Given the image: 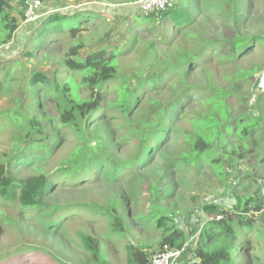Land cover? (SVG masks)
<instances>
[{"label": "trees", "instance_id": "16d2710c", "mask_svg": "<svg viewBox=\"0 0 264 264\" xmlns=\"http://www.w3.org/2000/svg\"><path fill=\"white\" fill-rule=\"evenodd\" d=\"M39 1L47 4L58 0ZM186 1L188 5H184L183 0H171L170 5L159 12H138L142 14L140 19L150 26L148 29L142 26L140 30L151 33L155 27L162 29V43L171 45L177 34L183 35L193 26L196 28L198 20L210 11L209 4L205 5L210 0ZM242 3L245 9L248 6L246 0H224L220 4L223 12L231 18L226 25L232 32L231 37L197 39L200 44L194 51L178 50L168 57L163 66L160 63L157 65V72L149 68L145 73L137 74L139 81L132 87L125 79L124 82L121 80L118 60V57L131 50L133 41L130 39L139 29L135 27L136 24L129 29L128 20L131 17L125 21H128L125 26L127 41L114 48L105 43L113 41L111 14L88 12L93 16L100 15L105 24L99 26L84 21L82 27L70 30L68 37L47 30V26L64 20L68 13L50 12L39 21L20 49L22 58L32 63L36 54L42 52L41 56L45 59L47 51L54 50L55 37H67L71 44L57 56L56 61L53 58L50 75L34 69L30 76L20 82L22 91L20 89L19 100L25 109L20 110V104L16 101L13 104L15 111L11 108L0 111V132L11 130L4 150L0 151V207H18L19 213L14 218H3L2 223L19 225V221L22 223L24 220V213L33 209L40 211L45 221V217L58 215L65 208L48 200L56 194L57 186L74 189L83 182L85 185L120 184L118 180L124 176L130 180L141 177L144 170L156 166L155 157H163L167 161L166 167L156 166L158 170L154 171L160 180H164L171 169L177 173L192 168L206 170L204 175L207 179L210 169L217 179V187L234 200L231 209L212 201L201 204L205 219L192 250L193 260L187 264H237L241 257V264H264V230L254 226V215L264 210V197H261L264 184V93L254 98L251 91L241 93L245 84L252 86L255 76L262 70L236 66L239 59L254 48L255 43L264 48V34L252 36L240 29L244 10L241 8ZM27 7L24 1L0 0V48L12 43ZM168 32L171 37L169 41ZM48 33H51L49 46L45 45ZM195 36V32L185 35L191 40ZM99 43L103 44L93 48ZM149 45L151 49L155 43ZM86 49L89 52L80 57V53ZM208 51L213 53L209 55ZM205 56H208L206 61L203 60ZM212 59L235 64L234 71L222 75L228 85H218L208 72L205 79L207 86L204 83L206 88L186 85L189 76L206 72ZM10 64L13 67L7 65L5 71L0 72L3 79L0 89L8 82L15 65H18ZM165 75L171 78L165 86L176 91L174 98L161 100L158 95L162 92L161 79ZM111 86L116 87L117 98L114 102H107L106 96L112 90ZM144 87L158 95L149 101L147 111H138L139 90ZM187 100L191 106L196 104L199 107L191 112L184 111L181 104ZM106 105L119 111L123 117L126 126L123 135H116L119 129L117 120H108L104 115L94 118L103 113ZM136 113L138 118L132 120ZM183 122L188 124V130H182ZM71 136L78 138V144L52 175L42 170L37 176L27 178H17L13 174L16 167L33 168L51 159L57 154L58 148L61 150L65 142L68 144L67 140ZM180 139L184 150L168 160L165 157L168 148ZM122 145L134 147L130 157L125 160L111 153L117 152L115 147ZM145 156H149L146 161ZM248 170L250 172H246ZM56 177H63V180L53 182ZM64 177L72 180H65ZM77 177H80V181ZM119 189V198H110L103 205L89 203L72 206L83 207L107 223L104 235H92L84 231L75 234L83 254L78 264H112L109 255L119 240L127 243L124 247L126 264H150L151 256L165 247H184L186 237L183 231L176 228L170 208L158 204L165 197L173 196L174 186L167 190L150 186L146 190L152 203L148 215L138 217L127 214L125 217L131 220L127 223L122 209L129 211L132 198L123 186ZM67 208L71 209L70 206ZM63 224L64 221L47 222L44 225H47L48 232L55 234L61 233L59 228ZM237 226L243 230L240 241ZM134 228L139 232L134 233ZM146 229L160 232L158 245L129 241L131 232L144 233L142 231ZM252 234L261 241L253 243L250 239ZM157 246L158 250L150 251ZM37 251V248L22 246L13 252L0 254V264H38L34 257ZM256 251H259V256L255 254Z\"/></svg>", "mask_w": 264, "mask_h": 264}, {"label": "rangeland", "instance_id": "374dc122", "mask_svg": "<svg viewBox=\"0 0 264 264\" xmlns=\"http://www.w3.org/2000/svg\"><path fill=\"white\" fill-rule=\"evenodd\" d=\"M133 1L135 0H58L55 3L41 4L37 14L38 18L35 21L29 23L22 22L12 43L6 47L0 48V72H4L7 68V65H11L13 67V65L10 63H18V65H15L16 68L14 67L15 70L11 73L12 75L8 76V82L1 86L0 111L9 110L10 108L12 111H15L16 108H13V104L16 101L18 104H20V110L25 109V107L21 105L22 102L19 100L22 80H25V78L30 76L34 69L45 71L49 75L52 73L54 64L53 58H55L56 61L58 58L57 56H60V54L64 53L71 44V41L69 38H67L70 30L82 27V25H84V21H87L88 24H92L94 22L99 26H103V24H105V20H102L100 15L93 16L88 12H94V14L97 15L98 13L111 14V16H113V19L110 18V20L112 19L111 22H113V32L111 35L113 41H111V43L108 41L105 42L111 48L122 45L125 41H127L128 34L125 26L127 25L128 21H130L128 23L129 29L133 28L134 24H136L135 27L139 28L136 30V32H134L135 30L133 31L134 34L130 39L133 41L131 50L118 57L119 71L122 76H120L121 80H123V82L126 80L127 84L131 87L134 84H137L139 81L137 74L141 72L145 73L147 70H149V68H152L154 71H156L155 69L159 63L161 66H163L168 57L176 54L178 50L194 51L203 38L219 40L220 37L232 36V32L226 27L231 18L229 19V17L220 7L221 2L224 0H210L208 3H206L205 5L209 4L208 10L210 11L205 12L201 19L198 20L196 28L193 26L191 29L184 31L183 35L177 34L171 42L173 45H168L167 43L166 45L165 43H162V29L155 27L152 29L151 33L142 29L140 30L142 26H146V29L150 28V26H148V23L140 19L142 14H138V7L135 3H132ZM82 2H87L89 4H82V10L81 8L77 10L75 9L73 10L74 12L71 11L68 13V16L64 20H60L51 27L47 26V30H49L51 33L60 32V34L66 35L67 37H55L53 41L54 50H48L47 57L45 59L42 57V52L36 54L32 63L21 57L20 49L23 43L26 42L27 38L35 29L34 27L37 26L39 21L45 18L50 12L53 13L57 11L59 12L58 14H64L66 6L73 4V6L77 7ZM246 2L248 3V6L245 9L243 8L244 3H242L241 6V8L244 10L242 12L243 18L240 21V29H243V33H247L248 35L252 36L264 34V0H246ZM183 3L184 5H188L186 0H183ZM87 7L89 10L86 9ZM83 14H86L85 17L90 20L88 21L85 17H83ZM137 16L139 18H137ZM127 17H131L129 18L131 20H128L127 23H125ZM98 21L102 23H97ZM106 27H108V25ZM193 32L196 33V36L193 40L185 37V35L188 36V34ZM51 33L47 34L48 36L46 37L45 45H48L49 39H51ZM169 39H171V37L170 33L168 32L167 40L169 41ZM197 39L200 41L198 42ZM149 43H155V46L150 49ZM50 44L51 43H49V45ZM102 44L103 43H99L97 45L95 44L93 48L101 46ZM88 52V49L83 50L80 53V57L85 56ZM208 52L209 53L207 54L209 55L213 53H211V51ZM240 59L236 66L245 69L257 67L259 70L264 71V48L261 44L255 43L254 48H252L248 54L241 57ZM203 60H208V56H205V59ZM236 66L231 62L223 63L217 59H212L211 65L207 67L208 70H206V72L202 71L198 74L189 76L187 83H185L191 88H194L195 86L206 88L205 85L207 81L205 82V79L207 78L208 72L210 76L216 80L218 85L227 86L228 82L222 79V75L224 76L225 74L234 71ZM66 76L67 75H65V77ZM170 79V75H165L161 79L162 92H159V95L157 94L161 100L175 97L176 90L165 86ZM2 83L3 79L2 75H0V85ZM112 86L110 87V90L111 88L112 90L106 96L107 102H114L117 98V89L116 87ZM251 87V84H245V86L241 89V93H249L251 91ZM157 95L156 93L147 90L146 87H144L143 90H139L140 100L137 103L138 111H147L149 109V101ZM13 99H15V101ZM187 103L188 100L181 104L184 111L188 110V112H191V110L199 107V105L195 104L191 106V103H188V105ZM186 106H188V108ZM12 114L15 113L13 112ZM103 115L106 116L108 120H117V124L119 125V129L116 132L117 136H121L125 133L126 126L124 125L122 120L123 117L119 111L109 108L106 105L103 113L100 115H95L94 118H98ZM137 118L138 113L134 114L131 119L134 120ZM188 129V124L183 122L182 130ZM10 134L11 130H4L0 132V151L4 150L8 136ZM73 137L74 136H71L69 140L66 139L68 144L65 142V144H63L64 147L61 150L58 148L57 154L51 159L33 168L16 167L13 170V174L17 178H27L31 176H37L39 171L42 170L45 173L52 175L62 160L68 159L71 151L77 146L78 138ZM93 145L95 147V144ZM116 149H118L117 152L113 151L111 153L120 160H125L128 156L130 157L134 151V147L129 145H122L118 148L115 147V150ZM182 150L184 149L182 140L180 139L168 148L165 157L170 160L173 156L180 154ZM148 157L149 156H145V161ZM155 161L156 166L166 167L167 161L165 162L163 157H155ZM39 166L41 167L38 168ZM156 166L144 170L145 173L141 177L139 176L140 180L139 177L130 180L127 176H124L118 180V182L120 181V184L114 183L113 185H106L96 183L95 185H85L83 182L79 187L74 189L71 187L59 188V186H57V190L55 191L56 194L52 197L50 196L48 200L52 204H56L57 206L61 207L64 206L65 208L58 215H54L51 218L45 217V221L42 219L43 214L40 211L33 209L28 210L27 213H24V220H22V223L19 221V225L16 223L13 225H10V223L3 224V218H14L18 207H16V209H3L0 207V254L13 252L14 250L20 249L22 246H24L38 249L37 253L34 255L38 264H58V262L63 264H78L82 260L83 254L75 234L79 231H84L92 235H104L107 223L83 207L77 208L72 206L89 203H99L103 205L107 203L110 198L118 199V192L120 190L119 188L123 186L125 188V192L130 194L132 198L131 204L129 205V211L126 208L122 209L124 217L127 214L138 217L147 216L152 203L146 190L150 188V186L155 185L162 190H167L168 187L174 186L173 196L171 198L170 196L165 197L164 200L160 201L158 204L160 206H168L170 208L169 210L171 213H173L176 228L183 231L186 237L182 257L176 264H187L188 262H191L193 260L192 250L197 240L202 223L205 219V214L201 210V204H203V202L212 201L218 205H223L227 209H231L234 200L226 196V194L217 187V183L215 181L217 179L212 173H210V169L207 171V179L204 175L206 174V170L198 171L197 169L192 168L188 171L183 169L177 173L172 172L171 169L170 173L165 176V179L160 180L157 173H154V171L157 172L158 170ZM246 172L250 171L248 170ZM61 180H63V177H56L53 182H60ZM65 180H72V178H65ZM77 180L80 181V177H77ZM261 188H263L261 197H264V184H262ZM135 192L136 195H134ZM68 206H70L71 209H68ZM1 210L4 212H1ZM254 218V226L264 230V210L260 213H256ZM125 219L126 223L128 221L131 222L130 218L125 217ZM27 221H31L32 223L28 224ZM62 221H64V224L61 228H59L61 233L57 232L52 234L46 230L47 225H44L47 222L57 223ZM137 231V228H134V233H137ZM142 232L144 233L134 234L131 232L129 234V241L132 243L137 241L142 243L144 241L150 246L158 245L157 243L159 241L160 232L150 229H146ZM237 233L239 240L243 234L241 227L237 226ZM250 239L253 240V243L261 241L256 239L255 234H252ZM115 243L116 245L113 247V253L109 255L110 262L112 264H126V253L124 247L127 243H124L120 240ZM153 250H158V246L154 247L150 251ZM255 254L259 256L260 253L259 251H256ZM242 262L243 258L241 257V259L237 261V264H241Z\"/></svg>", "mask_w": 264, "mask_h": 264}, {"label": "built area", "instance_id": "2783aa9c", "mask_svg": "<svg viewBox=\"0 0 264 264\" xmlns=\"http://www.w3.org/2000/svg\"><path fill=\"white\" fill-rule=\"evenodd\" d=\"M13 1H24L28 5L23 22L29 23L38 18L37 14L41 7L39 0ZM170 3L171 0H137L135 4L137 5L139 12L149 14L163 10L165 7H168ZM182 254L183 248L170 249L169 247H165L164 250L156 252L151 256L150 264H176L182 257Z\"/></svg>", "mask_w": 264, "mask_h": 264}, {"label": "water", "instance_id": "95a60500", "mask_svg": "<svg viewBox=\"0 0 264 264\" xmlns=\"http://www.w3.org/2000/svg\"><path fill=\"white\" fill-rule=\"evenodd\" d=\"M251 92L253 95V98L260 93H264V71L257 74L254 78Z\"/></svg>", "mask_w": 264, "mask_h": 264}, {"label": "crops", "instance_id": "0c3cea01", "mask_svg": "<svg viewBox=\"0 0 264 264\" xmlns=\"http://www.w3.org/2000/svg\"><path fill=\"white\" fill-rule=\"evenodd\" d=\"M136 2H137V1L133 2V4L136 3ZM82 4H89V3H87V2H86V3H85V2L83 3V2H82V3H80V5L77 6V7H76V6H73V4H71V5H69V6H66V7H65V8H66L65 13H70L71 11H73V10H75V9L77 10V9H79V8L82 9ZM131 4H132V3H131ZM84 6H85V5H84ZM86 9H88V7H87ZM88 10H89V9H88ZM90 10H91V9H90Z\"/></svg>", "mask_w": 264, "mask_h": 264}]
</instances>
